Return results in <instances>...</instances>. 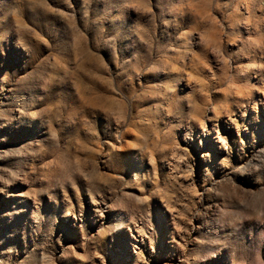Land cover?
I'll use <instances>...</instances> for the list:
<instances>
[{"label":"rangeland","instance_id":"rangeland-1","mask_svg":"<svg viewBox=\"0 0 264 264\" xmlns=\"http://www.w3.org/2000/svg\"><path fill=\"white\" fill-rule=\"evenodd\" d=\"M0 264H264V0H0Z\"/></svg>","mask_w":264,"mask_h":264},{"label":"bare ground","instance_id":"bare-ground-1","mask_svg":"<svg viewBox=\"0 0 264 264\" xmlns=\"http://www.w3.org/2000/svg\"><path fill=\"white\" fill-rule=\"evenodd\" d=\"M215 113V112H214ZM216 114V113H215Z\"/></svg>","mask_w":264,"mask_h":264}]
</instances>
